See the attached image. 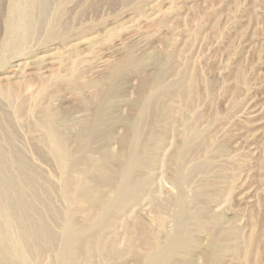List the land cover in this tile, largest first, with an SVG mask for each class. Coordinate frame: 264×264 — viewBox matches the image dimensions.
<instances>
[{"label": "rangeland", "instance_id": "rangeland-1", "mask_svg": "<svg viewBox=\"0 0 264 264\" xmlns=\"http://www.w3.org/2000/svg\"><path fill=\"white\" fill-rule=\"evenodd\" d=\"M0 264H264V0H0Z\"/></svg>", "mask_w": 264, "mask_h": 264}, {"label": "bare ground", "instance_id": "bare-ground-1", "mask_svg": "<svg viewBox=\"0 0 264 264\" xmlns=\"http://www.w3.org/2000/svg\"><path fill=\"white\" fill-rule=\"evenodd\" d=\"M48 58H49V57H48ZM39 59H41V60H42V58H39ZM46 59H47V58H46ZM36 60H37V59H36ZM37 61H39V60H37ZM37 61H36V62H37ZM43 61H45V60L43 59ZM43 61H42V62H43ZM39 62H40V61H39ZM46 62H47V61H46ZM44 63H45V62H44ZM46 64H47V63H46Z\"/></svg>", "mask_w": 264, "mask_h": 264}]
</instances>
